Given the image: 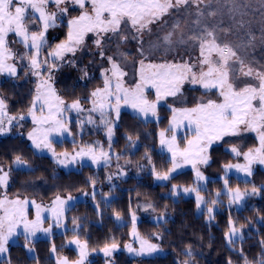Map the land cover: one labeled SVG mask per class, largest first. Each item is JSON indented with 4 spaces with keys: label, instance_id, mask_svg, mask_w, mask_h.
Instances as JSON below:
<instances>
[{
    "label": "snow or ice",
    "instance_id": "6c2138e0",
    "mask_svg": "<svg viewBox=\"0 0 264 264\" xmlns=\"http://www.w3.org/2000/svg\"><path fill=\"white\" fill-rule=\"evenodd\" d=\"M50 0H0V75H7L14 80H19L21 74L24 77H34L37 80L36 87L32 90V100L27 111V116L35 127L27 133V138L32 142L34 149L48 150L58 165L67 167L68 165L81 164L87 157L96 165L103 162L105 165L111 162L110 151L112 149L111 140L114 135L115 121L119 120L120 109L123 105L131 107L139 117L146 118L158 116L157 108L161 102L169 97L175 98L183 95L182 87L185 82L192 85H201L205 90L218 89L220 102L216 100H207L197 103L194 107L174 108L169 125V130L173 132L171 137L166 136V131L161 130L158 133L159 146L162 150L170 153L171 168L161 174L151 167L152 174L156 181L166 182L173 178V174L184 165H191L194 170L195 187L178 188L172 185L171 195L179 197L181 194H194L196 208L198 211L207 212V221L209 224L215 219V210L218 207L221 193H215L217 199H206L200 195L201 188L207 190L208 178L200 170V165L208 166L211 157L208 154L213 143L222 141L225 137H238L243 133L255 132L258 137L259 146L249 148L246 152H241L239 148L233 146L230 152L236 157L243 156V164H225L223 168L226 173L235 169L242 174L243 178L253 176V166L255 164L264 165V70H257L250 66H245L242 59L236 57V52L226 43H217L218 37L215 29L209 30L208 27L199 26V20L209 8L213 7L211 3L205 4L204 0H51L56 11L49 12L48 5ZM70 3L81 9V14L67 20L66 39L55 44L49 45L47 34L50 29L60 26L63 18L68 13V7L64 6ZM86 4L91 6V13L87 10ZM203 5V10H201ZM181 6L185 9L188 6L196 8L197 17V35L190 39L199 46L200 57L195 63L185 61L183 63H160L145 64L144 59L139 60L138 82L134 88L126 87L124 77L127 73L123 71L121 65L116 62L112 56H105L103 51V41L119 38L121 42H126L129 38L123 36L121 25H130L134 30L132 39L140 42V34L148 29V25L153 22L160 23L162 18L170 13V10L178 11ZM29 9L33 13H38L37 17L29 15ZM209 16L213 15L207 11ZM231 15V11H230ZM234 17V16H233ZM37 26L38 31H30L31 26ZM94 35L93 43L99 50L102 59L110 63L109 68L101 71L103 87H98L90 92L86 97L91 107L83 108L80 99L67 104L56 93L53 87V73L58 71L65 64L75 66L76 54L84 47L85 37L89 34ZM10 34L19 38V43L24 45L23 52H15L9 46L8 39ZM174 33H168L161 37L164 44L173 43ZM249 40L254 39L250 35ZM179 43H185L183 35L180 36ZM143 45L140 43V55L143 56ZM45 49H48L47 56H42ZM215 54V59L213 58ZM71 59H67V57ZM235 58V59H233ZM20 65L18 68L17 65ZM239 65L235 67L234 65ZM27 68V71L24 69ZM246 68V70H245ZM206 69V70H205ZM47 73L45 75L43 73ZM88 77V72L84 70V77ZM243 78H250L253 83H247L242 87H237L236 81ZM152 88L155 90V99L150 101L146 96V91ZM5 99L0 95V135L7 134L13 127H21V121L26 116H12L8 114V105ZM258 101V106L254 105ZM39 111V115L37 112ZM87 113L85 121H79L81 129L85 123L94 127L102 126L105 135L109 140V151H105L102 145H89L75 150L74 153H57L52 145V139L63 137L66 133L71 135L68 127V112ZM114 112V116L112 113ZM93 114L99 115V125L93 118ZM187 122L192 132V139H186V147L181 149L177 143L175 129ZM22 135V134H21ZM130 144L135 145L131 136H127ZM186 138V136H185ZM73 143L75 140L73 139ZM99 148V151H97ZM146 158L150 159L148 154ZM118 159V157H117ZM14 164L27 166V162L20 156L14 157ZM140 167H143L142 165ZM31 170L30 166H28ZM9 172L4 171L0 166V189L6 190L9 183ZM112 180V176H108ZM89 183L95 184L89 180ZM225 194L229 196L228 207L236 205L242 208L246 198L259 196L260 189L264 188V183L260 188L253 187L241 191L239 187L232 189L228 187V180H223ZM114 187V186H113ZM95 196V191L91 193ZM76 198L68 195L66 199L56 196L51 208L42 209L40 205H35V219L27 218L28 205L35 204L27 198L20 199L19 195L15 198H9L6 191L3 198H0V255L8 252V244L12 237L17 235V228L23 227L25 240L30 241L35 237L38 231L45 233L51 232V225L47 228H41L43 223L42 211H50L51 219L54 223L63 227L65 205ZM213 205L209 207L208 205ZM152 205H146L145 211L152 208ZM97 208L99 206L97 205ZM155 209L153 208V211ZM114 216L119 220L120 213L115 212ZM136 216L131 215L132 236L138 237L136 231ZM158 222H165L163 215L157 218ZM264 220V217H259ZM74 231L81 227L75 223L73 218ZM155 238H160L158 233L152 234ZM228 247L232 251V245L237 240H243L244 236L241 228L235 226V222L229 219V230L225 234ZM79 249V259L69 261L67 257L56 258V264H86L89 255L87 251V242L81 243L79 239L70 241ZM264 245V241H261ZM27 248V245H25ZM115 243L106 244L101 251L105 256H111L118 249ZM29 252L34 250L27 248ZM51 251L55 254L56 248L53 245ZM127 251L134 254L135 257L145 259L155 258L164 250L158 244L151 243L149 240L139 238V247L134 248L131 244L127 245ZM185 254L192 255L191 248L185 249ZM244 264H249L246 257ZM177 264H195L194 261H178ZM227 264H232L229 260ZM258 264H264V256L259 258Z\"/></svg>",
    "mask_w": 264,
    "mask_h": 264
},
{
    "label": "trees",
    "instance_id": "16d2710c",
    "mask_svg": "<svg viewBox=\"0 0 264 264\" xmlns=\"http://www.w3.org/2000/svg\"><path fill=\"white\" fill-rule=\"evenodd\" d=\"M68 4L65 5L68 7V13L60 26L48 32L50 35L48 42L51 46L66 39L67 20L80 11L78 6ZM49 5V11H56L54 5L53 7ZM88 6L86 4V8ZM121 28V34L128 35L129 39L126 42H121L119 38L105 39L103 51L105 56L116 59L127 73L124 84L135 86L138 82L139 60L137 59L140 57L138 47L141 42L132 39L134 30L130 29V25L122 24ZM94 38L91 33L85 37L83 49L76 54V65L65 64L59 71L60 77L58 76L54 82L56 93L65 103L70 104L80 99L85 109L90 108V105L84 97L96 88L103 87L101 71L110 67V63L100 57L99 50L93 43ZM20 50L21 48H18L15 51L20 52ZM45 52L46 49L43 53ZM145 59L144 62L156 64L196 62V60H180L178 57H175V60H154L145 56ZM85 69L88 77L83 78ZM24 71H27V68ZM35 87V81L30 76L26 78L21 74L19 80H14L7 75H0V95L6 98L8 114L26 116V119L20 122L21 125L26 124L23 129L22 126L13 127L9 133L0 135V166L4 171L9 172L10 177L6 190L12 195L30 198L39 196L44 200L56 193H70L76 196L81 194V197L67 207L65 211L67 226L63 231L50 237L31 238L30 241L20 235V241L12 243L7 255L0 258V264H56L57 256L76 261L79 253L68 242L73 238L87 242L89 257L86 264H177L178 261H194L195 264H227L229 260L232 264H244L241 250L249 264H258L259 258L264 256V245L261 243L264 241V220L259 219L264 217V193L247 198L245 205L240 209L229 208L223 202L219 203V208L215 210V219L209 224L206 212L197 210L194 198L171 195L172 185L193 182L192 171L174 175L172 179L163 183L156 182L152 172L140 171V166L148 162L155 167L156 172L167 170L171 164L166 152L157 146V133L159 129L167 126L170 109L186 103L195 105L209 100L210 97L220 100L216 91L205 93L200 87L185 82L182 96L169 97L158 105L161 115L159 120L149 119L145 122L128 111H122L114 128L115 140L111 145L116 155L111 156V162L100 168L84 164L77 169L64 170L56 166L50 157L35 153L24 134L30 125L27 111ZM148 94L150 93L147 92L146 96ZM78 116H80L79 121H85L87 113L82 112ZM95 116L97 114H93L94 119ZM96 122L99 125L97 120ZM83 127L85 132L82 133L83 135L79 134V140L75 139V143L68 139L55 142V150L70 151L79 145H92L96 141H100L103 148L109 149V142L102 126L94 127L85 123ZM126 135L131 136L132 140L139 141L132 145ZM146 153L150 159L146 158ZM212 153L220 161L222 156L226 155L221 148L217 151L213 150ZM16 155H20L27 162V166L16 167L14 164ZM121 172H124V175H121ZM109 175L112 176L111 181L108 180ZM89 180L95 182L94 186ZM220 180L212 178L207 184L211 189L217 188L220 186ZM93 191H95L94 198L91 195ZM149 204L153 207L145 211V206ZM115 212L120 213L119 220L115 218ZM132 213H138L140 216L136 223L138 233L158 244L164 251L152 259L131 257L124 250L115 251L110 257L105 256L101 249L106 244L115 243L122 246L130 240ZM161 215L164 216L166 223L154 220ZM73 218L75 223L81 226L75 231ZM230 218L235 222L236 227L241 228L244 236L243 240H237L232 245L236 251L230 250L225 239ZM153 233H158L160 238H155ZM25 245L34 251L29 252ZM53 245L56 248L55 254L51 251ZM189 247L192 250L191 256L185 254V249Z\"/></svg>",
    "mask_w": 264,
    "mask_h": 264
},
{
    "label": "rangeland",
    "instance_id": "374dc122",
    "mask_svg": "<svg viewBox=\"0 0 264 264\" xmlns=\"http://www.w3.org/2000/svg\"><path fill=\"white\" fill-rule=\"evenodd\" d=\"M173 3H175V0H173ZM204 3L205 4L211 3L213 5V7L209 8L207 10V11H211L213 13V15L209 16L207 14V11L204 12V15L199 20V26L208 27L209 30L215 29L216 30L215 34L218 37L217 43L223 42V43L228 44L232 48V50L236 52V57H238L239 59H242L245 62L246 67L250 66V67H253L257 70H264V0H204ZM49 4H52L51 0H50ZM49 6L53 7V4L49 5ZM68 6H70V5L68 4ZM71 6H74V5H71ZM47 10L49 11V9H47ZM87 10L91 13L92 9H91L90 5L88 6ZM201 10H203V5H201ZM195 11H196V8L193 6H188L186 9L184 6H181L178 11L170 10V13L166 14L162 18V22L150 23L148 25V29L144 30L142 32L143 34L141 33V35H140V42L143 43L142 44L143 45V48H142L143 56L140 55V57L137 60H140V59L146 60L145 56L146 57H152L154 60H175V57H178L180 60H197V58L200 57L199 46L197 44L193 43L190 39L192 36L198 34L197 33V17L193 14V13H195ZM230 11H231V15H230ZM49 12H51V11H49ZM80 14H81V9H80V11H78L76 13V15L74 17H77ZM29 15L30 16L35 15L37 17V24H39V20H38L39 14L38 13H33L32 10L29 9ZM74 17H72V18H74ZM38 30H39L38 27L35 25L30 27V31H38ZM168 33H174L173 43L166 45L161 40V37H163L164 35H166ZM125 35H126V33H125ZM181 35H183L185 43L177 42ZM249 35L251 37H253L254 39L249 40L248 39ZM49 36L50 35L47 34V37H49ZM51 36H55V34H51ZM126 36H128V35H126ZM8 39L10 41L9 46L13 49V51H15L18 48H21L20 52L24 51V45L18 42L19 38L17 36H15L14 34H10ZM60 42L53 43L52 47H54L55 44L60 43ZM138 49L140 51V46L138 47ZM47 52H48V49H46L45 53H42V56L46 57ZM213 58L214 59L216 58L215 54H213ZM233 59H235V58H233ZM145 64L147 65L149 63L145 62ZM153 64H156V63L153 62ZM234 66L239 67L238 64L234 65ZM17 67L19 68V64L17 65ZM61 68L62 67H60L58 71H55L53 73V77H54L53 87H54L55 80L58 78V76L60 77V75H61V72L59 73ZM245 70H246V68H245ZM43 74L45 75V78H46L47 73L45 72ZM31 78L35 81V85H37L36 78H34V77H31ZM253 82L254 81H252L250 78H243L239 81H236L235 83L237 84V87H242L247 83H253ZM125 86L129 87V88H134V86H129L127 84H125ZM196 86L200 87L203 91H205V93L210 92V91H216L218 93V95L220 96L218 89L205 90V89H203V87L201 85H196ZM147 92L150 93L147 96L148 100H150V101L154 100L155 99V90L152 88H149L146 91V93ZM209 99L216 100L217 102H220L222 98L220 97V100H218L216 98L210 97ZM253 103L255 106H258V101H254ZM89 105H90V103H89ZM195 105L190 104V103H186L185 105L177 106V108H183V107L191 108V107H194ZM90 107H91V105H90ZM122 111H128L132 115L138 117L140 120L145 121V118L139 117L138 114L135 112V110H133L131 107H129L127 105H123V103H122V106L120 109V113ZM157 112H158V116L156 118L148 117L146 119L147 120H149V119L159 120L161 115L159 113L158 108H157ZM39 114L40 113L38 111L37 115H39ZM112 115L114 116V112L112 113ZM67 116L69 117L68 127L70 129L71 135H68L66 133L63 137L53 138L52 139V145H53L54 149H55V147H54L55 142H61L63 139H68L70 141H73V139L79 140V137H80L79 134L83 135L82 133L85 132V128L83 127V129H81V127L79 125L80 116H78V114L76 112H74V111L68 112ZM95 117H96L95 120H97L99 122V115L97 114V116H95ZM171 117H172V111L168 117L167 126L165 128L159 129V131L165 130L167 137H171V135L173 134V132L171 130H169ZM27 120L29 121L30 125L24 131V134L26 135V139L28 140V144L30 145L31 149L37 154L46 155V156L50 157L56 166H58L64 170H70V169H77L78 167H80L84 164L92 165L95 168H100L101 166L105 165L103 162H101L100 165H96L87 157L84 159L82 165L81 164H73V165H68L67 167L62 166V165H58L55 161V158L52 156L51 152H49L46 149H44V150L34 149L32 142L27 138V133L31 132L32 129L35 127V125L33 124L31 117L27 116ZM115 125H116V121H115ZM25 126H26V124L23 123L22 129ZM73 127L75 128V130ZM158 133H157V146H158V148L161 149V147L159 146ZM175 134L177 137V143L181 149L186 147V139H192V137L194 135V133L192 132L191 128L189 127V125L187 124L186 121L180 127L175 129ZM185 136H186V138H185ZM106 139L108 140L107 137H106ZM114 140H115V129H114V135L112 137L111 143ZM133 141H135L137 143L139 140L135 139ZM108 142H109V140H108ZM97 144L100 145V141H96L94 144H92V146H96ZM88 146H89V144H86L85 146L79 145L70 151H60V152H57L56 150L55 151L57 153H63V152L74 153L75 150H79V148H81V147L86 148ZM233 146L239 148V150L241 152H246V151H248L249 148L258 147L259 141H258L257 134L255 132H247V133H243L242 135H240L238 137H225L222 141L213 143L212 146L210 147L209 153H208L211 157L210 164L208 166H202V165L199 166L201 172L204 174L205 177L208 178L207 183L209 181H211L212 178L221 179L219 182L220 183L219 187H217V188L214 187L213 189H211L209 187V185L207 184L206 185L207 190H204V188H201L200 195L205 197L206 199L216 200L217 197H216L215 193L219 192V193H221V196L219 197V201H222L226 207H228L229 196L227 194H225V188H224V184H223V180L225 178L228 180V187L229 188L235 189V188L239 187L241 191H244L245 189H251L253 187L260 188V185L262 183H264V165L255 164L253 166V176L251 178H247V180L245 178H243L242 174L238 173L235 169L229 171L228 173L225 172V170L223 168V165H225V164H237V163L243 164V163H245L243 156L236 157L234 154H232L230 152V148ZM219 148L223 149L226 152V155L222 156L221 161L215 157V154L212 153L213 150L217 151V150H219ZM103 149L105 151H109V149L108 150L105 148H103ZM97 151H99V148H97ZM163 151L166 152V154H167L166 157L168 159H170V153H168L166 150H163ZM113 155H116L114 149H112L110 151V156H113ZM114 157H116V156H114ZM111 160H112V157H111ZM217 161H218V163L215 164L214 162H217ZM142 166L143 167L140 168V171L143 170V171L152 172L151 171V167H152L151 163L148 162L146 164H143ZM171 166L172 165L170 164V166L167 170H165L163 172H158V173L163 174V173L167 172L171 168ZM204 168H206V169L204 170ZM186 171H192L194 174V170H193L191 165H184L183 167L178 169L177 172L173 174V176L180 174L182 172H186ZM121 175H124V172H121ZM235 180H241V181L240 182H234ZM156 182H161V181H156ZM161 183H163V182H161ZM241 183H243V184H241ZM174 185H177L178 188L197 186L194 183V176H193V182L192 183H189V184L180 183V184H174ZM4 191H6L7 196L9 198H15L17 196V195H12L11 193H8L7 190L0 189V198H3ZM260 192L264 193V188H261ZM58 195L63 199H66L68 195H71V196L76 198L74 201H70L67 205H65L64 219L62 221L63 227H59L54 223V221L51 219V212L50 211H42V217L44 219H43V223L41 225V228H47V227H49V225H51V232L45 233L43 231H38L36 236L32 237V239H36L39 237H50L55 233L63 231L67 226L66 219H65V211H66L68 206H70L78 198L81 197V194L76 196V194H70V193H67V194L56 193L53 196H50V198L46 199V200L40 198L39 196L38 197H32V198H30L29 196H24V197L19 196L20 199L27 198L28 200L35 202V204L30 203L28 205V208H27V218L29 220H34L35 219V205H37V204L40 205L42 209L51 208L53 206V201L55 200L56 196H58ZM181 195L184 197L185 196L186 197H192L195 199L194 194H188V195L181 194ZM253 197H255V196H253ZM246 200H247V198H246ZM246 200H245V202H246ZM245 202H244V205H245ZM208 206L212 207L213 205L209 204ZM218 208H219V203H218V207L216 208V210ZM231 208L238 209L236 205H233ZM139 209H140V207H139ZM140 211H141V209H140ZM206 214H207V212H206ZM0 215H3V213L0 212ZM135 216L137 218L136 219V223H137L140 216L138 215V213L135 214ZM157 218L158 217H156L154 220L157 221L158 220ZM136 231H137V229H136ZM20 235H23V227L22 226L17 228V235H15L14 237H12L10 239L9 244H8V249L12 243H17L20 241V237H19ZM139 238H143V239L148 240L147 238L141 236L140 234L138 237H133L132 231H131L130 240L128 242H126L124 245L119 246L118 249L115 251L124 250L129 256L135 257L134 254L129 253L127 251V245L131 244L134 248H138L139 247ZM225 239H226V236H225ZM73 240H76V238L70 239L68 242L73 241ZM226 242H227V240H226ZM81 243H84V242L81 241ZM151 243H153V242H151ZM71 245L74 246L79 253L78 246L75 244H71ZM88 253H89V251H88ZM6 255H7V253L0 255V258L5 257ZM57 257L63 258V256H57ZM88 257H89V255H88ZM88 257H87V259H88Z\"/></svg>",
    "mask_w": 264,
    "mask_h": 264
}]
</instances>
